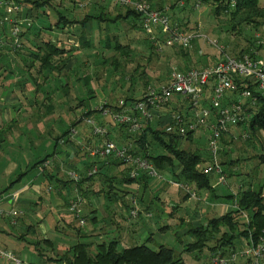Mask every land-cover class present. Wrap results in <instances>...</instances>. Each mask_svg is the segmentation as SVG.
<instances>
[{
  "label": "rangeland",
  "instance_id": "rangeland-1",
  "mask_svg": "<svg viewBox=\"0 0 264 264\" xmlns=\"http://www.w3.org/2000/svg\"><path fill=\"white\" fill-rule=\"evenodd\" d=\"M54 6L64 11L73 18L81 17L86 14L88 11L94 10V8L90 7L87 0H52ZM175 0H167L166 5L169 9V14L172 17V12L175 9V13H173V21L176 23H182V26L186 30H197L198 34L195 38L191 40V44L189 46H185L186 49L190 51L192 57H186L183 53L180 52L177 45L173 46H165L162 45L157 47L154 45L153 42L150 41L149 37L143 31V29L138 26H133L129 21L121 18L116 22H112L108 26L107 34L111 36L112 34H117L121 41H128L131 45L132 51L129 55L119 54L115 52L111 48L103 47L101 43L97 42V39L104 37V32L99 35L100 26H98V33L92 35V27L91 21L89 22L90 26L88 25L89 31L83 28V32L87 37H92L93 41H95V47H91L87 49L84 47H80V29H79V36L75 33L77 21H73L68 23L66 26L59 29V27L55 26L53 23V19L55 17V11L51 6H43L41 10H45L42 13L41 10H33L31 12L30 8L27 4H25V11H28V15L31 17V23L35 21L36 24H48L50 22L51 28L50 30H45L46 34L50 35L52 38H56V36H62L58 34L65 33V40L67 38L74 39L75 41L79 42L78 45L69 44L64 42V44L70 49L69 51H73V55L70 57L69 60L73 59V67H64L58 74H68V69H77L82 76L85 73L90 75L91 83L87 84L86 89L93 88L92 95L88 96V91L83 90L81 93H78L80 97H83L85 102L80 101V98H73V95H70V90L67 91V85L63 88V93L67 96V103L64 101V95L61 92L62 88L59 89L56 86H60L62 83L67 81V77L65 76H51L48 78L41 86V89H35L34 85H32L31 89L33 91V96L26 95L27 103H30V106H26L29 109V112H25L26 122H32L37 127L33 126L29 128L25 125V122H21L18 127L10 126L9 131L5 133L12 134L16 138L17 134H19L14 142L7 139V143H9L10 148L17 149L18 155L21 157H31L36 158L39 155L50 153L53 149L54 144V134L60 132V129H57L59 126H68L69 128L75 126L78 130L80 125H84V127L89 126L83 122V115H92L98 122L106 125L108 127V136H110L109 130L112 127L117 129L116 136L119 138H115V141L123 143V144H131L134 145L135 141H127L124 138V134H126L125 128L126 126L120 125L118 123H114L110 120L108 115H104L100 113V110L97 108L100 103L107 101L108 103H114L119 98L124 97L126 93L131 91L132 93L135 92L137 94L140 90L144 89L148 84L153 83H161L167 80L168 74L170 69L175 66L180 68L181 66L188 65L189 67H196V66H203L207 64H212L215 59L219 55V50L217 45L210 42L209 39L213 40L216 39L217 44L224 49V51L234 54L235 51L239 50L240 48H251L255 51V54L264 59V24L258 25L257 27L252 26L251 24H242L237 26L235 29H228L229 26L225 24L226 21V14L221 13L216 16L212 10V5L207 2H203L199 0V5H196L197 0H184L183 8L178 4L172 6L171 2ZM81 2V4H79ZM165 4L160 5L161 7ZM158 6V7H160ZM90 7V8H89ZM122 11L124 7H121ZM29 10L31 13H29ZM177 11V12H176ZM35 13L38 14V19L42 21H38L36 19ZM15 14V12H13ZM36 19V20H35ZM23 27V25H22ZM26 31V27L22 29ZM59 30V31H58ZM95 32V31H94ZM64 38V35L62 36ZM22 46L18 48L20 51L24 49L28 42L24 34H22ZM56 40V39H55ZM73 40V42H74ZM195 41V44H194ZM200 42V43H198ZM76 43V42H75ZM94 43V42H93ZM200 44V45H197ZM184 46V45H182ZM80 47V48H79ZM11 49V48H10ZM12 54L11 57L15 59L17 62L21 61L19 56L17 55L15 49H11ZM115 55L118 57L119 65H115L114 68L113 64L108 60L110 56ZM108 57V58H107ZM203 57V58H202ZM207 59V62L201 65V62L192 61V59ZM22 62V61H21ZM20 63V62H19ZM20 65V64H19ZM18 63L16 64V69L19 68ZM146 67V74L148 75V83L144 85L145 76L140 75V69L133 72L135 66ZM68 68V69H66ZM74 71V70H73ZM55 72V71H53ZM133 72V73H132ZM72 73V72H71ZM77 75V74H76ZM78 76V75H77ZM84 83H77V86L81 87ZM69 87V86H68ZM94 87L97 89L95 90ZM117 87H123L124 91H115ZM71 88V87H70ZM84 89V88H83ZM50 93V97L47 98L46 91ZM57 90H61L58 91ZM99 90V91H98ZM104 93V94H103ZM72 98V100H71ZM77 100V101H76ZM71 102V103H70ZM47 103H52L51 111H47ZM92 109L91 112L85 113L87 110ZM51 112V113H47ZM56 116L55 118L52 116ZM22 115V114H21ZM17 117H20L19 114H16ZM59 118V120H57ZM108 118V119H107ZM50 121L54 123L57 127L55 130L52 129L48 124L45 126L44 122ZM42 122V124H40ZM73 122V123H72ZM112 122V123H111ZM77 125V126H76ZM245 124L240 123L237 125V129L235 131L231 128L232 132L237 134L241 132L246 126ZM120 126V127H119ZM244 126V127H243ZM51 127V128H50ZM247 131L249 132V136L251 137L252 141L248 142L246 138H241L240 136L231 135V133H225L223 135V139L225 138L226 141H221L220 149H219V162L222 166V169L225 173L224 182H216L217 186H215V192L219 194V198L225 200L232 206L234 203V196H223L224 193H235L240 189L241 186H245L247 184L250 185H258L262 182L264 178V164L259 162V158L252 157L251 159H243L244 156L256 155L257 153L264 151V128L257 130L256 132H250L248 128ZM202 130H196L194 132L195 137L201 134ZM86 133V132H85ZM4 134L1 132L0 136ZM122 134V136H120ZM89 136V137H88ZM4 137V135H3ZM88 137V138H87ZM99 137L93 133H89L83 136V140L85 143L88 140H96ZM201 141L205 145L204 147L202 144L193 143L191 140H182V146L190 147L194 149L204 150L207 152V144H206V137L204 134L200 135ZM73 139V145L77 147V154L80 155L84 152L87 153L88 151L85 148L79 147L78 142L76 139ZM134 140V139H133ZM14 142V144H13ZM227 148H225V147ZM83 153V154H84ZM82 156V155H81ZM238 161H237V159ZM2 158H0L1 160ZM222 159H231V163H222ZM207 160V158L205 159ZM99 165V164H98ZM11 167V166H10ZM10 170V168H9ZM78 170V169H77ZM21 171L20 167L14 172L11 176L14 178L16 174ZM79 171V170H78ZM80 172V171H79ZM248 174H247V173ZM93 180L90 182V186L97 183V185L102 186V188L107 187V181L104 180V176L100 174H94ZM106 181V182H105ZM1 182V181H0ZM166 182V181H165ZM249 182V183H248ZM117 182L113 181L115 185ZM168 183V182H166ZM170 184V183H169ZM190 189H193L192 184L188 183ZM215 184V185H216ZM241 184V185H240ZM172 185V183H171ZM180 189L179 196L182 194L183 191H186L183 187H178ZM1 189V183H0ZM196 191L195 196L197 195L198 189L194 187ZM141 193L140 191H135V193L131 192V196H139ZM192 200L186 199L183 201L181 208H179L176 212L175 217L173 219H166L161 217V219L155 221V227L153 229L146 226L143 222H140L139 213L137 216H132L129 212L131 207L123 206L120 208L118 205V211H121L124 216V221L130 222L131 219H134L133 227H138V229L149 231L145 232L146 235H151L149 239H144L147 243L152 246L156 247L158 242H164L168 245L174 247L179 251L182 249V246L192 239L189 233H186V229L190 226L196 225L197 223L189 222L184 220V222L180 224H175V218L181 217L184 214V206L190 203ZM117 202V201H116ZM112 201L108 200V203L111 204L113 207H116ZM147 202V201H146ZM145 203V202H144ZM143 203V204H144ZM175 203V202H174ZM138 210H142L144 205L136 202ZM171 204V203H170ZM144 210V209H143ZM146 210V209H145ZM188 210L187 212L193 215L192 210ZM151 212V210H148ZM159 214V213H158ZM85 222L80 224L82 230L89 229L92 224L89 218V212L84 211ZM137 219V220H136ZM186 219V218H185ZM172 222L171 226H167L163 228V225L166 222ZM79 222H77L78 224ZM101 221H98V226L95 232L92 235H71L70 232H73L72 227L65 226L63 229L65 240L68 241L69 244L76 242L77 240L82 241H101V240H109L111 238L119 239L117 243V248L120 249L124 244H134L142 242L141 240L138 241H131L133 238V234L130 232L123 234L121 228L114 226L113 228L109 227H101ZM149 232V233H148ZM177 232V236H176ZM142 234L139 233V236ZM138 236V235H137ZM123 237V240H122ZM126 241H130L124 243ZM47 252V251H46ZM48 253V252H47ZM184 260L185 264H208V257L211 254V249L206 247L204 248L203 253H199L197 250L193 252L184 251ZM51 254V253H50ZM197 254V256H196ZM206 254V256H205ZM62 255V254H61ZM60 261V260H55Z\"/></svg>",
  "mask_w": 264,
  "mask_h": 264
},
{
  "label": "trees",
  "instance_id": "trees-1",
  "mask_svg": "<svg viewBox=\"0 0 264 264\" xmlns=\"http://www.w3.org/2000/svg\"><path fill=\"white\" fill-rule=\"evenodd\" d=\"M24 1L29 5L31 12L33 10H41L43 6H51L55 11L53 23L55 26L59 27L60 30H62V28L68 23H71L75 20L79 22L81 24H79V26H81L82 28L80 33V47H84V49H90L91 47L97 46L94 45L95 41H93L92 37H87L83 32L84 25L82 24H84L86 20H92L94 18L97 19V22L100 26V32L98 35L99 37L103 33L104 23L110 25L112 22H116L121 18L129 21L133 26H141L139 13L130 7H124L123 11H120L118 9V11H116L112 16L104 15L103 12H98L95 14H84L80 18H73L67 13H64L63 10L54 6L52 0ZM149 1L152 5L156 6V4H154L152 0ZM202 1L210 3L212 5V10L216 16L221 13L227 15L225 24L229 26L228 29H235L237 28V26L242 24H251L254 27L264 24V0ZM171 4L172 6H174L175 4H177V2L172 1ZM180 6V8H183V5ZM30 10L29 13H31ZM41 11L42 13L45 12L44 9ZM173 13L175 12L173 11L172 17L170 16L171 21L173 23H176L173 21ZM38 14L39 13H35L34 17H36V19L41 22L42 20L38 19ZM176 24L180 26V24L182 23L180 22ZM24 26L26 27V31L29 34L26 37L28 44L21 51L19 49H16V53L22 61L17 62L18 65L20 64L18 69L20 70V72L24 73L26 77L30 78L31 84L34 85L35 89L39 90L43 88L41 84H43L51 76L58 75V73L65 67L66 63L73 55V51L70 52V49L64 44L63 41L66 36L63 32L59 35H64V38L62 36H58V39L56 40H53L50 35L46 34L45 30H50L51 28L50 22L48 24L42 25L39 23L36 24L34 21L30 24L23 25L22 29L24 28ZM24 33L25 31L22 30V43V34ZM104 34L105 35L103 39H97V42L101 43L103 47L111 48L115 52L123 55H129L131 53L133 48H131V45L128 41H121L117 34H112L111 36H109L107 33ZM173 45H177L180 52L183 53L186 57H192V53H190V51L186 49L185 46L178 44ZM243 53L256 55L255 51L248 47L240 48L239 50L235 51L233 55L240 56ZM2 58H7V56L4 54ZM108 60L113 64L114 68H116L115 65H119L118 57L115 55V53L110 56ZM192 61L201 62V65H203L207 62V59L193 58ZM196 67H200V65ZM188 68L190 67L185 64V66H181L179 69L184 70ZM139 69V66L136 65L133 69V72ZM4 70H7V73L9 74L11 71H13V68L9 63H6L4 67L0 66V74H2ZM139 74L145 76L144 85H146L149 82L148 75L146 74V67H141ZM83 76H86L87 80L90 78V75L88 73H85ZM237 84L240 85V82L238 80ZM61 85H67V83L64 82ZM248 87L257 95V100L253 106H249L247 108L250 116L248 118V123L246 124L247 126L245 125V128H248L250 132H256L257 130L264 128V95L260 94L254 84L248 83ZM61 88L63 93L64 87L62 86ZM144 89H142V91L140 90L137 94H135V92L132 93L131 91H129L124 95L123 98L126 101L137 99L141 96V93ZM49 92L48 90L46 91L45 96L47 98L50 97ZM63 95L64 101L67 103V96L64 93ZM231 95H233V93L229 92L228 96ZM84 100V98H80V101L83 102ZM105 104L109 103L105 101L104 105ZM51 109L52 103H47V111H51ZM91 110L92 109H89L85 113H89L91 112ZM53 117L55 118L56 116ZM160 123V119L149 121L144 124L139 131H129L127 128H125L126 134H124L123 136L127 141H135L134 145L131 146V149L136 153L147 157L151 162H153V164L160 172L164 174V170L170 171L171 177H169V179H171L172 181H169L166 178L151 177L144 172H141L135 177H131L127 173V165L122 160L109 156L108 160L105 162L98 156L91 157L90 155L91 159H89L87 164L89 165L94 161L98 162L99 169L95 174L103 175L104 180L107 181V187L100 188L96 192H102L103 196L109 198V200H114L113 198H115L118 194V189L113 184L114 180L126 183L139 182V184L143 185L144 187L148 184L150 178H157L168 183H190L197 189L209 190L210 193L214 195L215 187H213L211 182V172L206 173L202 170V167L206 161L205 159L208 158V153L205 155L203 151L199 150L198 148L192 149L190 147H184L181 144L183 139H191L194 135V132L190 131L185 136H181L175 133H169L161 128ZM119 124L125 126L122 123ZM69 129L70 128L68 126L66 128H62L59 133H56L55 136H53L54 145L57 144L58 140L61 137H64V141L71 139L69 137ZM113 129L110 128L109 130L110 138H119L112 132ZM1 132L2 131H0V134ZM120 136H122V134ZM246 140L248 142L252 141L249 134ZM221 141H223V137ZM53 154L54 151L45 154L42 158L34 161L31 167H34L35 165L41 163V161H43L47 157L52 156ZM252 157L259 158V162L264 164V151H261L256 155L249 154L248 156H244L243 159H251ZM221 162L231 163V159H222ZM121 163H124L126 166L124 167L123 173H120L121 177H117V180L114 174H110L108 168H110V166L120 165ZM94 176L95 175H85L83 177H80L78 180L69 178L66 179L65 182L70 184L72 183L79 190L81 189V192L83 189L82 194H85L86 190L85 186H83V182L85 179H89L90 181H92ZM16 179L17 178L11 180L4 190H6L12 183H14ZM188 193L189 192H187V194ZM187 194L185 195L187 196ZM73 195L74 192L69 197V199L73 197ZM216 196H219V194H217ZM223 196H234V204L228 210L222 212L221 214L210 216L204 222L202 221L196 225L188 227L186 233H189L192 239L187 241L179 251L164 242H158L156 247H152L147 243L146 240L134 244H124L120 249H118L117 243L119 239L114 237L109 240L101 241L77 240L76 242L70 244L63 251L62 255L56 256L54 257V259L66 260L68 264H185V260L183 257L184 251L193 252L194 250H197L199 253H203L204 248L208 247L211 249V254L217 251L225 253L231 249L238 247L237 243L239 242V238L241 236L246 238L249 235H252L256 239L258 235L264 234V178L262 182H260L256 186L247 184L245 186H241L240 189L235 193H224ZM69 199H67V205ZM83 202L79 207V215L83 217L85 216L87 219V216L84 215V211L82 209ZM130 204V200L125 201V205L128 208ZM71 214L73 218L70 224H72L71 227L73 228V236L92 235L95 232L96 228L94 226L89 229L82 230L80 223L77 224V222H79L77 215H75L73 212H71ZM139 214H141V210L139 211ZM164 226L167 225H163V228ZM208 260V264H211L210 254Z\"/></svg>",
  "mask_w": 264,
  "mask_h": 264
},
{
  "label": "crops",
  "instance_id": "crops-1",
  "mask_svg": "<svg viewBox=\"0 0 264 264\" xmlns=\"http://www.w3.org/2000/svg\"><path fill=\"white\" fill-rule=\"evenodd\" d=\"M152 1L156 4V6H160L162 4H165L162 7L167 6V0ZM86 3H88L90 7L94 8V10L88 11L86 14L103 12L104 15L112 16L116 11H118V9L122 11L121 6H115L108 0H87ZM173 11H175V9ZM90 21L92 23V27H94L91 36L93 37V35H95V38L99 31L97 29L99 26L97 19L94 18L92 20H86V22L82 25H84L85 28L87 27L86 29L89 31L88 25L90 26ZM75 24V33L79 36L78 28H81V26H79V22ZM108 26L109 24H103L104 33H107ZM81 30L82 28L80 31ZM3 31L5 32V29H3ZM27 35L29 34L25 31L24 36L27 37ZM65 38L64 42L69 44L71 43L73 46H75V44L78 45L79 43L73 38H67L66 40ZM52 39H58V36ZM69 40H74V42H70ZM12 52L13 51H11L8 44L0 48L1 56L3 57L4 54L7 56V58H2L0 56V66L4 67L6 63H9L13 68V71L9 74L7 73V70H4L3 73L0 74V131L4 133L0 136V158H2L0 160V206L5 209L16 208L20 210V212L15 216L10 214H0V248L10 249L14 254V257L10 258L0 257V264H68L66 260H60L57 262L54 259V257L60 256L70 245L62 235H64V227H71L72 225L70 223L73 217L67 208V199H69L75 191V186L72 183L70 184L65 182L66 179H69L65 168L75 167L81 172V177H83L86 175L85 169L88 165L87 162L91 158L88 153L83 152L84 154L82 153V156L79 153L77 154L76 152L78 149L73 145V140L70 139L63 142L60 138L56 145L53 144L54 146L52 151H54V154L50 156L51 163L47 165L43 171H40L39 164L34 167H31V165L34 161L42 158L45 154L39 155L34 159L31 157H21L16 152L17 149L15 150L10 148L9 143L6 144L7 139L11 140L12 138L15 142L17 136L19 135L17 134L16 138L13 133L8 136L5 132L9 131L10 126H15L19 129L18 125L21 122H25V125L29 128H32L33 126L37 127L39 125L37 124L36 126L32 122H26L24 113L26 111H30L26 108V106H30L31 108V105L30 103H27L25 97L26 95L31 97L33 96V91L31 89L32 84L30 78L26 77L19 69H15L17 61L11 57ZM72 61L73 59L69 60L65 66L73 67ZM78 72L79 71L77 69H68V74H58L56 76L67 77V91L70 90L68 93H71L70 95H73V98H83L78 94L83 90L88 91V96H91L92 93L90 92H92L93 88L88 90L85 88L87 84H92L90 82L91 79L89 78L87 80L86 76H83L84 74L81 76ZM78 82L81 84L84 83V85L79 87L77 86ZM60 87H62V85L57 86L58 89ZM94 89L97 90L95 87ZM119 89L121 92L124 91L123 87H117L114 90L119 91ZM58 91L61 90H57V92ZM16 114H19L20 117H17ZM57 120H59V118ZM40 124H42V122ZM44 124L45 126L48 124V127L51 125L54 130L57 128L54 123H51L50 121H46ZM63 125L64 124H62L61 127L59 126L57 129L62 130V128H66V126ZM232 128L235 131V129L239 127L234 126ZM112 129L114 134L118 132L115 127H112ZM88 132L90 133L88 127L80 125V128L75 133L74 138L83 140V136L88 134ZM202 134L206 136V130H202L201 134L197 137L193 135L189 140L193 143L202 144L204 147L205 145L200 138V135ZM97 141L98 139L92 140L91 142L96 144ZM223 141L225 142L226 139L224 138ZM204 151V154L206 155V150ZM125 166L126 165L124 163L110 166L108 171L110 174H114L116 178L121 177L120 173H123ZM19 167L21 171H19L16 176L12 178L11 175L14 172L16 173V170ZM164 176L168 179L171 177V172L164 170ZM15 178H17L16 181L4 190L10 181ZM217 178V173L211 172V182L213 187L217 186L215 181L220 182ZM90 182L91 181L89 179H85L83 182L86 192L83 194L84 202L82 209L83 211L89 212L92 226L97 228L98 221H101V227H119L122 229L124 235L128 232L133 234L131 241H143L144 239H149L151 235H146L145 233L149 231V229L139 230L137 226L133 227L132 225L134 219H131L128 223L127 221H124L125 218L122 212L118 211V205H120V208L126 206V200L131 201L129 207H132L133 201L137 202L138 205L139 203L144 205L138 219L151 229L156 226L155 221H159L161 217L168 220L173 219L177 210L181 208L183 201L186 199H190L192 201L184 206V214L180 218H175V220L177 219L175 224H180L181 222L183 223L184 220L198 224L202 221L204 222L208 217L219 215L231 207L227 201L220 199L219 196H216L217 192L215 191L213 195L209 190L198 189L196 196L191 193L187 194L188 191H183L180 198H178L180 189L177 184L173 182H170L169 184L157 178H150L148 184L144 187L139 184V182L126 183L116 181L117 183L115 184V187L118 189V194L115 198H113L114 200L110 201L113 203L117 201L118 203L116 202V207H113L108 203L109 198L103 196L102 192H96L102 188V186L97 185L96 182L90 186ZM136 190L140 191L141 194L139 196H131V192L135 193ZM192 190L195 193L197 191L194 187ZM12 194H14V196H12ZM185 194H187V196ZM186 209L192 210L193 215L189 214ZM148 210H151V215H146V213L149 212ZM171 224L172 222L167 221L164 225L171 226ZM167 226H164V228ZM139 233L142 235L139 236ZM70 234L72 235L73 233L70 232ZM177 235L178 234L176 232V236ZM244 238L245 237L243 236L239 238L237 246L241 245ZM127 242L130 241H126L124 243Z\"/></svg>",
  "mask_w": 264,
  "mask_h": 264
},
{
  "label": "built area",
  "instance_id": "built-area-1",
  "mask_svg": "<svg viewBox=\"0 0 264 264\" xmlns=\"http://www.w3.org/2000/svg\"><path fill=\"white\" fill-rule=\"evenodd\" d=\"M108 1L113 5L130 7L137 11L141 28L157 47L173 44L189 46L191 40L199 35L197 30H186L173 23L168 6L157 7L149 0ZM175 2L183 5L184 0ZM24 3L27 4L24 0H0V48L6 44L11 49L22 46V25L31 23ZM199 3L197 0L196 5ZM209 41L217 45L219 50V55L212 64L184 70L173 66L166 81L148 84L139 98L126 101L121 97L116 102L105 105L104 101L97 108L100 113L108 115L112 122L124 124L129 131H139L144 124L156 119L161 120L160 126L165 131L181 136L190 131L206 130L208 158L202 170L206 173L216 172L218 181L224 182L225 173L218 157L220 143L225 133L241 138L248 136L245 128L237 134L231 128L240 123H248L250 113L247 108L253 106L257 100V95L250 90L248 83L254 84L260 94L264 95V59L248 53L236 56L224 51L216 39ZM229 92L233 95L228 96ZM82 120L89 125L90 132L99 137L96 144L76 139L79 147L85 148L89 155L98 156L105 162L109 156L122 160L131 177L144 172L151 177L165 178L153 162L133 151L131 145L110 138L108 127L92 115H83ZM76 132L75 126L70 127L69 137L74 138ZM61 141L64 142V137H61ZM50 163L51 158H45L39 163V170L43 171ZM98 164L94 161L87 165L86 175H94L99 169ZM65 171L70 179L78 180L81 177L75 167H66ZM168 180L172 181L169 178ZM173 183L185 188L192 195L195 194L187 183ZM83 200L82 192L75 187L67 208L77 215L80 224L85 222V218L79 215ZM19 212L16 208L5 209L0 206V214L15 216ZM129 212L132 216L139 213L135 201ZM0 257L10 258L14 254L10 249L0 248ZM210 261L211 264H264V234L258 235L256 239L249 235L242 240L240 246L228 252H214L210 254Z\"/></svg>",
  "mask_w": 264,
  "mask_h": 264
}]
</instances>
